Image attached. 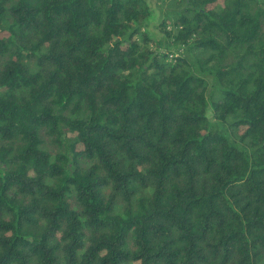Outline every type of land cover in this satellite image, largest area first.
<instances>
[{
	"label": "trees",
	"instance_id": "16d2710c",
	"mask_svg": "<svg viewBox=\"0 0 264 264\" xmlns=\"http://www.w3.org/2000/svg\"><path fill=\"white\" fill-rule=\"evenodd\" d=\"M157 2L0 0V264H264V0Z\"/></svg>",
	"mask_w": 264,
	"mask_h": 264
},
{
	"label": "rangeland",
	"instance_id": "374dc122",
	"mask_svg": "<svg viewBox=\"0 0 264 264\" xmlns=\"http://www.w3.org/2000/svg\"><path fill=\"white\" fill-rule=\"evenodd\" d=\"M148 4L152 7L155 15L152 20V24L149 27V31L152 35H156L157 37H161L159 30L157 29V25L161 23L162 15L159 11V2L157 0H147ZM211 116V115H210Z\"/></svg>",
	"mask_w": 264,
	"mask_h": 264
}]
</instances>
